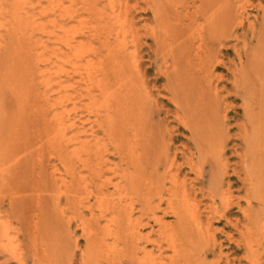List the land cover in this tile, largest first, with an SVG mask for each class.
I'll return each mask as SVG.
<instances>
[{
  "label": "rangeland",
  "instance_id": "374dc122",
  "mask_svg": "<svg viewBox=\"0 0 264 264\" xmlns=\"http://www.w3.org/2000/svg\"><path fill=\"white\" fill-rule=\"evenodd\" d=\"M95 1L0 0V264H40V261L41 264H94L95 256L98 262L110 264L105 262L107 252L113 251L118 243L109 235L106 224L108 217L112 216V208L126 205V201L134 207L137 220L127 232L136 237L132 245L145 249L150 263L183 264L181 259L174 257L161 227L165 223L175 224L169 205L171 202L185 204L184 196L187 197L186 204L200 212V231L194 227L190 232L195 242L190 264H264V204L254 199L247 171V139L251 126L243 104L246 95L244 79L264 41V0ZM219 2L223 3L222 6ZM94 4L98 10L103 9L104 21L117 17L124 27V40L133 63L131 75L136 82L144 115L145 157L149 166L146 177L151 184L130 199L123 192L122 171L126 162L102 126L101 104L95 99L96 95L99 100L98 90L90 87L88 91L89 82L73 69L72 52L67 46L72 40L85 42L91 51L89 55L105 56L103 39L95 37L96 19L89 12ZM215 7L220 11L225 9L235 19L222 28L210 26L208 19L213 16L210 11ZM62 27L66 33L61 32ZM212 76L216 77L212 79ZM179 86L187 88L192 97L193 105L189 111L181 105L182 93L179 97L176 93ZM69 96L73 98L71 102H67ZM249 99L255 102L254 97ZM63 101L67 110L75 109L67 116L66 125L75 118L82 123L77 122L67 131L68 138L78 133L81 141H86L92 148L91 171L77 161L72 144L60 159L62 145L52 139L51 120L65 110L60 105ZM192 115L200 120L203 116L214 117L220 132L216 146L218 156L207 154L193 124L188 126L185 123L186 118H193ZM191 153L194 154L192 157ZM68 170L74 171V175ZM102 194L113 200L109 198L112 208L98 202L97 197ZM121 215L124 216L123 210H120L119 218ZM86 231L95 236L87 239ZM119 246L123 247L121 243ZM140 254L144 256V252ZM140 254L139 259H142ZM121 264L131 262L125 258Z\"/></svg>",
  "mask_w": 264,
  "mask_h": 264
},
{
  "label": "bare ground",
  "instance_id": "6f19581e",
  "mask_svg": "<svg viewBox=\"0 0 264 264\" xmlns=\"http://www.w3.org/2000/svg\"><path fill=\"white\" fill-rule=\"evenodd\" d=\"M91 1V0H90ZM95 1V0H94ZM99 1V0H98ZM97 0L95 2H98ZM121 1V0H120ZM153 1V0H152ZM162 1V0H161ZM218 1V0H217ZM238 1V0H237ZM155 2V1H154ZM153 2V3H154ZM213 3L214 1H210ZM209 2V3H210ZM224 2V1H223ZM244 2V1H243ZM75 3V2H73ZM72 3V4H73ZM88 3V2H87ZM102 3V2H101ZM111 3V2H110ZM110 3L109 6L110 7ZM127 3V2H126ZM146 3V2H145ZM157 3V2H156ZM164 3H166L164 1ZM215 3V2H214ZM220 3V2H219ZM148 4V3H147ZM221 4V3H220ZM219 4V6H220ZM223 4V3H222ZM221 4V6H222ZM63 5V4H62ZM118 5V4H117ZM129 5V4H128ZM149 5V4H148ZM169 5V4H168ZM218 5V4H216ZM215 5V6H216ZM242 5V4H241ZM240 5V6H241ZM59 6V5H58ZM106 6V5H105ZM161 6V4L159 5ZM64 7V6H63ZM62 7V8H63ZM79 7V6H78ZM89 7V6H86ZM98 6L95 4L89 8L90 15L96 19V36L98 39H103V45L106 51V54L104 57H97V55H89L91 53L90 49L85 45L84 43H77L75 40L69 41L67 46L72 52L71 57V64L73 69L76 72H79L84 79L88 80V91H90V87H96L98 90L99 100L97 99L95 95L96 102H99L101 111L99 113V116L102 120V126L104 128V131L110 137L116 146V149L118 151L119 156L126 162V168L122 171V182H123V192L127 198H131L133 195H139L141 192V188L145 187L147 188L151 183L150 181H147L146 173L147 170H149V166L147 163V158L145 157V136H146V127L144 123V115L143 110L140 106V97L137 93V87L136 82L134 81L133 76L131 75V72L133 70V63L130 62V58L128 55L127 50V44L125 42V33L123 28L121 27L119 20L117 17H112V19H108L109 21H104V14L102 13L103 9L100 11L97 9ZM103 7V6H102ZM114 7V6H113ZM150 7V5H149ZM148 7V8H149ZM155 7V6H154ZM218 7V6H217ZM58 8V7H57ZM56 8V10H58ZM66 8V7H65ZM64 8V9H65ZM69 8V7H68ZM152 8V7H151ZM47 9V8H44ZM50 9V8H49ZM71 9V8H70ZM132 9V8H131ZM170 9V8H168ZM172 9V8H171ZM238 9V8H237ZM243 9V8H242ZM220 9L213 8L211 9L210 13L213 16H210L208 19V22L210 23V26H218V27H224L230 23V21L234 20L231 17L230 12H225L224 10L217 13V11ZM63 11V10H62ZM76 11V10H75ZM106 11V10H105ZM119 11V10H118ZM188 11V10H187ZM239 11V10H238ZM242 11V10H241ZM47 12V11H46ZM59 12V10H58ZM64 12V11H63ZM69 12V11H68ZM109 12V10L107 11ZM113 12V11H112ZM48 13V12H47ZM61 13V12H59ZM73 13V12H72ZM76 13V12H75ZM74 13V15H75ZM79 13V11H78ZM105 13V12H104ZM178 13V12H177ZM209 13V12H208ZM213 13V14H212ZM54 14V13H53ZM63 14V13H62ZM196 14V13H195ZM234 14V13H233ZM236 14V12H235ZM46 15V14H44ZM60 15V14H59ZM106 15V14H105ZM125 15V14H124ZM216 15V16H215ZM237 15V14H236ZM239 15V14H238ZM234 16V15H233ZM73 17V16H72ZM90 17V18H92ZM119 17V13H118ZM195 17V16H194ZM208 17V16H207ZM237 17V16H236ZM89 18V19H90ZM103 18V19H102ZM108 18V17H107ZM160 18V17H159ZM62 19V18H60ZM157 19V18H156ZM63 20V19H62ZM81 20V19H80ZM87 20V19H86ZM123 20V19H122ZM126 20V19H125ZM124 20V22H125ZM183 20V19H182ZM84 21V19H83ZM82 21V22H83ZM135 21V20H134ZM180 21V20H177ZM239 21V20H238ZM248 21V20H247ZM87 22V21H86ZM85 22V23H86ZM95 22V21H94ZM127 22V21H126ZM125 22V23H126ZM240 22V21H239ZM242 22V21H241ZM249 22V21H248ZM79 24V22H77ZM83 23V24H85ZM89 23V22H88ZM87 23V24H88ZM195 23V22H194ZM233 24V23H231ZM264 24V23H263ZM33 25H35V20L33 21ZM236 25V24H235ZM244 25V24H243ZM242 25V26H243ZM254 25V24H253ZM189 26V25H188ZM209 26V27H210ZM247 26V25H246ZM80 27V26H79ZM83 27V26H82ZM81 27V28H82ZM89 27V26H88ZM207 27V26H206ZM85 28V27H83ZM92 28V27H91ZM90 28V29H91ZM128 28V27H126ZM221 28H218V31H220ZM252 28V27H251ZM88 29V28H86ZM130 29V28H129ZM136 29V28H135ZM134 29V30H135ZM61 32L66 33V29L62 27ZM194 29H192L193 32ZM196 30V29H195ZM207 30V29H206ZM214 30V29H212ZM85 31V30H84ZM87 31V30H86ZM150 32V31H149ZM204 32V31H203ZM232 32V31H231ZM84 33V32H83ZM133 33V32H131ZM195 33V32H194ZM207 33V32H205ZM237 33V32H236ZM211 34V33H210ZM215 34V33H214ZM213 34V35H214ZM80 35V34H79ZM84 35V34H83ZM136 35V34H135ZM205 35V34H204ZM207 35V34H206ZM209 35V33H208ZM225 35L222 34V36ZM228 35V34H227ZM233 35V34H232ZM63 34L61 35V37ZM91 36V35H90ZM94 36V35H92ZM134 36V35H133ZM189 36V35H188ZM237 36V35H236ZM65 37V36H64ZM94 37V38H95ZM205 37V36H204ZM209 37H207L208 39ZM218 38V37H216ZM221 38V37H219ZM235 38V37H234ZM237 38V37H236ZM263 38V37H262ZM62 39V38H61ZM70 39V38H68ZM80 40V38H78ZM205 39V38H204ZM206 39V40H207ZM210 39V38H209ZM215 39V38H213ZM60 40V39H58ZM64 40V38H63ZM83 40V39H81ZM113 40V42H112ZM199 40V39H198ZM90 41V40H89ZM96 41V40H95ZM212 41V39L210 40ZM60 42V41H59ZM153 42V41H152ZM206 42V41H205ZM220 42V40H219ZM232 42V41H230ZM260 42V41H259ZM91 43V42H88ZM227 43V42H226ZM87 44V43H86ZM62 45V44H61ZM88 45V44H87ZM211 45V44H210ZM260 45V44H259ZM94 46V45H93ZM204 46V45H203ZM206 46V45H205ZM235 46V45H233ZM133 47V46H132ZM88 48V49H87ZM100 48V47H95ZM136 48V47H135ZM203 48V47H202ZM209 48V47H208ZM244 48V47H243ZM246 48V47H245ZM260 51H258L252 60L251 64V70L247 74L246 78L244 79V88H245V103L243 101V104L245 105V110L249 119V123L251 126V133L249 135V138L247 139V146H248V155H247V171L250 178V183L253 189V196L256 201H258L260 204H264V41L260 46ZM133 49V48H132ZM194 49V48H193ZM207 49V48H206ZM232 49H234L232 47ZM257 49V48H256ZM62 50V49H60ZM104 50V49H103ZM210 50V49H209ZM212 50V49H211ZM248 50V49H247ZM258 50V49H257ZM256 50V51H257ZM59 51V50H58ZM134 51V50H133ZM192 51V50H191ZM218 51V50H217ZM234 51V50H233ZM254 51V50H253ZM255 51V52H256ZM8 52V51H7ZM131 52V51H129ZM139 52V51H138ZM213 52V51H212ZM59 53V52H58ZM102 53V52H101ZM105 53V52H104ZM191 53V52H190ZM201 53V52H200ZM215 53V52H214ZM235 53V51H234ZM245 53V52H244ZM248 53V52H247ZM137 54V53H136ZM209 54V53H208ZM102 55V54H101ZM200 55V54H199ZM210 55V54H209ZM251 55V54H250ZM41 56V55H40ZM45 56V55H44ZM191 56V54L189 55ZM202 56V55H201ZM206 57V56H205ZM211 57V56H210ZM245 57V56H244ZM209 58V56H208ZM194 59V58H192ZM196 59V58H195ZM212 59V58H209ZM242 59V58H241ZM240 59V60H241ZM244 59V58H243ZM137 60V59H136ZM204 60V59H203ZM208 60V59H207ZM62 61V59H61ZM6 62V61H5ZM64 62V61H63ZM62 62V63H63ZM240 62V61H239ZM65 63V62H64ZM67 63V62H66ZM220 63V62H218ZM212 64V63H211ZM217 64V60H216ZM239 64V63H238ZM209 65V64H208ZM214 65V63H213ZM218 65V64H217ZM67 66V65H66ZM238 66V65H237ZM171 68V67H170ZM213 68V67H212ZM217 69V68H216ZM234 69V68H233ZM65 70V68H64ZM205 70V69H204ZM6 71V70H5ZM145 71V70H144ZM234 71V70H233ZM67 72V69H66ZM213 72V71H212ZM232 72V71H231ZM235 72V71H234ZM232 72V73H234ZM193 73V72H192ZM196 73V71H195ZM200 73V72H199ZM208 74V72H206ZM211 73V72H210ZM231 73V74H232ZM8 74V72H7ZM6 74V75H7ZM12 75V74H11ZM140 75V74H139ZM194 75V74H193ZM210 75V74H209ZM208 75V76H209ZM239 75V74H238ZM16 76V75H15ZM207 76V75H206ZM205 76V77H206ZM235 76V75H234ZM9 77V75H8ZM213 77L216 76H212ZM10 78V77H9ZM8 78V79H9ZM16 78V77H15ZM12 79V78H11ZM10 79V80H11ZM210 79V77H209ZM9 80V81H10ZM14 80V77H13ZM12 80V81H13ZM17 80V79H16ZM79 80V79H78ZM217 80V79H216ZM228 80V79H227ZM8 81L5 77V82ZM142 81V80H141ZM146 81V80H145ZM233 81V80H232ZM15 82V80H14ZM12 82V83H14ZM201 82V81H200ZM198 82V84L200 83ZM10 83V82H9ZM6 83V84H9ZM147 83V82H146ZM83 84V83H82ZM16 85V84H15ZM18 87V86H15ZM144 87V86H143ZM149 87V86H148ZM212 87V86H211ZM180 89H176V93H182L183 99L182 104L183 108L186 111H189V109L192 107L193 102L191 101L192 97H190V93L188 89L183 88L182 86H179ZM94 89V88H93ZM148 91V90H147ZM208 91V90H207ZM9 92V90H8ZM168 93V92H167ZM212 94V93H211ZM146 96V95H145ZM165 96V95H164ZM218 96V95H217ZM203 97V96H202ZM254 97L255 102H252L249 98ZM67 102H71L73 99L72 96L67 97ZM80 98V97H79ZM78 98V99H79ZM76 99V100H78ZM86 99V98H85ZM168 100V98H167ZM205 100V99H204ZM225 100V99H224ZM149 101V100H148ZM157 101V100H156ZM169 101V100H168ZM167 101V102H168ZM77 102V101H76ZM65 101L60 103L62 105L63 112L61 114H58L53 117L51 120L52 122V129L54 130L52 138L53 140L59 142L62 145L61 151H60V159L62 160L66 152L69 150L71 144L75 146V149L73 151V155H76L77 161L82 164L85 169L91 171V161L93 151L91 150V146L89 143H85L81 141L80 134H75L73 137L68 138L67 131L70 128L75 127L77 122H80L75 118V120L70 123V125H66V118L69 117L70 114L75 110L72 111L67 110L64 105ZM82 103V102H81ZM79 104V103H78ZM87 104V103H86ZM57 105V104H56ZM64 105V106H63ZM75 105V103H74ZM73 105V106H74ZM77 106V105H76ZM174 106V105H173ZM217 106V105H216ZM78 107V106H77ZM176 107V106H175ZM244 107V106H243ZM80 108V107H79ZM219 108V107H218ZM82 109V108H81ZM205 109V108H204ZM179 110V109H178ZM220 111V110H219ZM225 111V109H224ZM42 114V113H41ZM182 114V113H181ZM223 114V113H222ZM207 115V114H205ZM174 116V115H173ZM193 116V115H192ZM224 116V115H222ZM226 116V115H225ZM246 116V115H245ZM205 118V119H204ZM226 118V117H225ZM44 119V118H43ZM89 119V118H88ZM177 119V118H176ZM196 119V122H195ZM224 119V117H223ZM222 119V120H223ZM85 120V119H84ZM90 120V119H89ZM178 120V119H177ZM243 121V120H242ZM85 121L84 123H86ZM83 123V124H84ZM90 123V122H89ZM88 123V124H89ZM177 123V122H176ZM185 123L189 126L192 125L193 129L195 130L196 135L199 137L201 143L204 145L207 154H210L212 156H218L219 150L217 149V142H218V129L216 127V122L214 117H204L203 120L198 119L197 117L191 119L186 118ZM82 123L80 122V125ZM202 124V125H201ZM205 124V125H204ZM90 125V124H89ZM88 125V127H89ZM225 125V124H224ZM240 125V124H239ZM244 125V123H243ZM87 126V125H86ZM91 126V125H90ZM165 127V126H164ZM163 127V128H164ZM240 127V126H239ZM83 128V127H82ZM166 128V127H165ZM171 128V126H170ZM228 128V127H227ZM91 129V128H89ZM94 130V129H93ZM247 130V129H246ZM88 131V130H87ZM167 131V130H166ZM230 131V130H229ZM84 132V131H83ZM91 133V132H90ZM92 134V133H91ZM242 134V133H241ZM84 135V134H83ZM93 135V134H92ZM168 135V134H167ZM170 135V134H169ZM91 136V135H90ZM97 136V135H96ZM168 137V136H167ZM90 138V137H89ZM98 138V137H97ZM170 138V136H169ZM94 140V139H93ZM89 141V140H88ZM225 141V140H224ZM94 144V143H91ZM173 144V143H172ZM151 145V144H150ZM174 146V145H173ZM95 147V146H94ZM149 148V147H148ZM183 148V147H182ZM189 149V148H188ZM54 150V149H53ZM148 150V149H147ZM223 150V148L221 149ZM220 150V152H221ZM51 151V150H50ZM95 151V150H94ZM97 151V150H96ZM151 151V150H150ZM185 151V150H183ZM187 151V150H186ZM71 152V151H70ZM69 152V153H70ZM181 152V151H179ZM191 152V151H190ZM224 152V151H223ZM178 153V151H177ZM186 154V153H185ZM191 153V157H192ZM2 154H0L1 156ZM71 155V153H70ZM194 155V154H193ZM5 156V155H4ZM97 156V155H96ZM95 156V157H96ZM109 156V154H108ZM178 156V155H177ZM184 156V155H183ZM197 156V155H196ZM153 157V156H152ZM181 157V156H179ZM244 157V156H243ZM50 159V158H49ZM69 159V157H68ZM72 159V158H70ZM94 159V157H93ZM174 159V158H172ZM194 159V158H193ZM11 160V159H10ZM179 160V159H178ZM185 160V158H184ZM187 160V158H186ZM191 160V159H190ZM195 160V159H194ZM243 160V159H242ZM109 161V160H107ZM123 161V162H124ZM189 161V160H188ZM244 161V160H243ZM173 162V161H172ZM172 162H170L172 164ZM181 162V161H180ZM61 163V162H60ZM73 163V162H72ZM117 163V162H116ZM182 163V162H181ZM79 164V163H78ZM190 165V163H188ZM93 165V164H92ZM182 165V164H181ZM185 165V164H184ZM69 166V165H68ZM67 166V167H68ZM175 166V165H174ZM193 166V165H192ZM197 166V165H196ZM240 166V165H239ZM115 167V166H114ZM55 168V167H54ZM70 168V167H69ZM81 168V167H80ZM104 168V167H103ZM190 168V166H189ZM188 168V169H189ZM193 168V167H192ZM244 168V167H242ZM157 169V165H156ZM174 169V168H173ZM108 170V168H107ZM110 170V169H109ZM191 170V168H190ZM169 171V170H168ZM198 172V169L196 170ZM3 172V170H2ZM1 172V173H2ZM70 175H74V171L68 170ZM98 172V171H97ZM174 172V171H173ZM178 172V171H177ZM92 173V172H91ZM95 173V172H94ZM170 173V172H169ZM241 173V172H240ZM66 174V173H65ZM85 175H87L85 173ZM92 175V174H91ZM178 175V174H177ZM78 176V175H77ZM110 176V175H108ZM114 176V175H113ZM184 176V175H183ZM182 176V177H183ZM243 176V175H242ZM245 176V175H244ZM62 177V176H61ZM60 177V178H61ZM81 177V176H80ZM104 177V176H103ZM173 177V176H172ZM176 177V176H175ZM239 177V176H238ZM179 178V177H178ZM65 180V178H63ZM107 179V178H106ZM223 179V178H222ZM110 180V179H109ZM173 180V179H172ZM244 180V179H243ZM87 181V180H86ZM97 181V180H96ZM106 181V180H105ZM174 181V180H173ZM117 182V181H116ZM171 182V181H170ZM179 182V181H178ZM59 183V181H58ZM61 183V182H60ZM107 183V182H106ZM111 183V182H110ZM109 183V184H110ZM176 183V182H174ZM113 184V183H112ZM178 184V183H177ZM183 183H180V185ZM190 184V183H188ZM243 184V183H242ZM117 185V184H116ZM179 185V186H180ZM184 185V184H183ZM221 185V184H220ZM224 185V184H223ZM227 185V183H226ZM95 186V185H93ZM111 186V185H110ZM109 186V187H110ZM114 186V185H113ZM244 186V185H243ZM102 187V186H101ZM108 187V186H107ZM194 187V186H193ZM198 187V186H197ZM218 187V185H217ZM220 187V186H219ZM74 188V187H73ZM77 188V187H76ZM95 188V187H94ZM116 188V187H115ZM167 188V187H166ZM201 188V187H200ZM199 188V189H200ZM65 189V186H64ZM67 189V188H66ZM72 189V187H71ZM107 189V188H106ZM117 189V188H116ZM179 189V188H178ZM185 190V187H183ZM182 189V190H183ZM191 189V188H190ZM211 189V188H210ZM226 189V188H225ZM68 190V189H67ZM95 190V189H94ZM93 190V191H94ZM201 190V189H200ZM205 190V189H204ZM62 191V190H61ZM101 191V190H100ZM186 191V190H185ZM194 191V190H193ZM197 191V190H196ZM194 191V192H196ZM199 191V190H198ZM210 191V190H209ZM63 192V191H62ZM72 192V191H71ZM102 192V191H101ZM106 192V191H105ZM187 192V191H186ZM60 193V192H59ZM73 193V192H72ZM81 193V192H80ZM97 193V192H96ZM100 193V192H99ZM110 193V192H109ZM108 193V194H109ZM112 193V191H111ZM114 193V192H113ZM188 193V192H187ZM61 194V193H60ZM63 194V193H62ZM69 194V193H68ZM74 194V193H73ZM107 194V193H106ZM184 194V193H183ZM114 195V194H113ZM117 195V193H116ZM182 195V194H181ZM196 195V194H195ZM85 196V195H84ZM94 196H96L94 194ZM111 196V195H110ZM207 196V195H205ZM64 197V196H63ZM88 197V196H87ZM117 197V196H116ZM115 197V199H116ZM146 197V196H145ZM180 197V196H179ZM185 197V204L183 203H170L169 210L172 211L173 217L175 218V224H168L162 225V231L163 234L166 235V241L168 242V245L170 249L174 253L175 258H179L182 260L183 264H190L193 258V251L195 248V242L193 235L190 234L191 228H197L198 231H200V217L198 210L191 205H187V197ZM195 197V196H194ZM73 198V197H72ZM79 198V197H78ZM90 198V197H89ZM110 198V197H109ZM107 196H100L97 197V200L100 204L111 207V200ZM120 198V197H119ZM129 198V199H130ZM155 198V197H154ZM40 199V198H39ZM174 199V198H173ZM189 199V198H188ZM192 199V198H191ZM211 199V198H210ZM57 200V199H56ZM66 200V199H65ZM69 200V198H68ZM75 200V199H74ZM87 200V199H86ZM96 200V199H95ZM117 200V199H116ZM126 200V199H124ZM159 200V199H158ZM178 200V199H177ZM193 200V199H192ZM83 201V200H82ZM81 201V202H82ZM88 201V200H87ZM113 201V200H112ZM182 201V199H181ZM252 201V200H251ZM78 202V201H77ZM97 202V201H96ZM119 202V200H118ZM190 202V201H189ZM188 202V203H189ZM201 202V201H200ZM72 203V201H71ZM70 203V204H71ZM74 203V202H73ZM94 203V202H93ZM122 203V202H121ZM126 205H116L112 208L111 211V217L107 216L109 218L108 225L106 224V229L109 231V235L113 237L118 245L112 249L113 251L108 250L107 252V258L105 262H110V264H121L122 260L126 258V260L130 261L131 264H153L150 263L152 261L148 260V254L145 252V249L141 250L140 246H134L132 243L134 242L133 237L128 234V229L130 231V227L134 226L137 222V220L134 218V207L131 206L130 203L127 201ZM197 203V202H196ZM79 204V202H78ZM83 204V203H82ZM90 204V203H89ZM141 204V203H139ZM138 204V205H139ZM192 204V203H191ZM200 204V203H198ZM247 204V203H246ZM38 205V204H37ZM41 205V204H40ZM85 205V204H84ZM88 205V204H87ZM92 205V203H91ZM105 205V206H106ZM114 205V204H113ZM136 205V204H135ZM51 206V205H50ZM79 206V205H77ZM86 206V205H85ZM90 206V205H88ZM94 206V205H93ZM100 206V205H99ZM104 206V207H105ZM76 207V206H75ZM210 207V205H209ZM43 208V207H42ZM83 208V206H82ZM123 210L124 216L119 218V212L120 210ZM168 208V206H167ZM203 208V206H202ZM44 209V208H43ZM51 209V208H50ZM71 209V208H70ZM96 209V208H95ZM105 208H103L104 210ZM208 209V208H207ZM242 209V208H241ZM244 209V208H243ZM67 210V209H66ZM75 210V209H74ZM78 211V208L76 209ZM86 210H88V207H86ZM100 210V209H98ZM215 210V209H213ZM45 211V210H44ZM61 211V210H60ZM76 211V212H77ZM80 211V210H79ZM78 211V212H79ZM90 211V210H89ZM107 211V210H106ZM136 211V210H135ZM200 211V210H199ZM216 211V210H215ZM245 211V210H244ZM63 212V211H62ZM69 212V211H68ZM95 212V211H94ZM99 212V211H98ZM41 213V212H40ZM44 213V212H43ZM65 213V212H64ZM80 213V212H79ZM89 213V212H88ZM63 214V213H62ZM75 214V213H74ZM78 214V213H77ZM83 214V213H82ZM100 214V213H99ZM98 214V215H99ZM102 214V213H101ZM100 214V215H101ZM41 216V215H40ZM39 216V217H40ZM66 216V215H65ZM68 216V215H67ZM74 216V215H73ZM79 216V215H77ZM76 216V217H77ZM83 216V215H82ZM91 216V214H90ZM139 216V215H138ZM141 216V215H140ZM245 216V215H244ZM75 217V216H74ZM85 218V216H83ZM92 217V216H91ZM96 217V215H95ZM104 217V216H103ZM63 218V217H62ZM70 218V217H69ZM73 218V217H72ZM90 218V217H89ZM97 218V217H96ZM105 218V217H104ZM162 218V216H161ZM51 219V217H50ZM60 219V218H59ZM67 219V218H66ZM91 219V218H90ZM146 219V218H145ZM44 220V219H42ZM41 220V221H42ZM70 220V219H69ZM89 220V219H88ZM99 220V219H98ZM97 220V221H98ZM254 220V219H252ZM40 221V220H39ZM80 221V220H79ZM82 221V219H81ZM86 221V219H85ZM158 222V220H156ZM210 221V220H209ZM247 221V220H246ZM43 222V221H42ZM66 222V220H65ZM167 222V221H166ZM38 223V222H36ZM67 223V222H66ZM89 222H87L88 224ZM92 223V222H90ZM100 223V222H99ZM98 223V224H99ZM102 223V222H101ZM146 223V222H145ZM143 223V224H145ZM161 223V224H162ZM251 223V221H250ZM74 224V223H73ZM82 224V223H81ZM94 223H92L93 225ZM105 224V223H102ZM35 225V224H34ZM65 225V224H64ZM78 225V224H77ZM91 225V224H90ZM207 225V224H205ZM252 225V224H251ZM82 226V225H81ZM249 225H247L248 227ZM83 227L84 224H83ZM206 227V226H205ZM48 228V225L47 227ZM91 228V227H90ZM101 228V227H100ZM146 228V227H145ZM249 228V227H248ZM247 228V229H248ZM35 229V228H34ZM68 229V228H67ZM86 229V227H85ZM105 229V230H106ZM140 229V228H139ZM246 229V230H247ZM37 230V229H36ZM83 230V229H82ZM87 230V229H86ZM92 230V229H91ZM202 230V229H201ZM103 231V230H101ZM203 231V230H202ZM38 234L39 231L37 230ZM42 232V230L40 231ZM87 232V231H86ZM128 232V233H127ZM248 232L250 233V230L248 229ZM82 233V232H81ZM88 237L87 239L91 240L95 234L93 232H87ZM150 233V232H149ZM151 234V233H150ZM149 234V235H150ZM2 235V233H1ZM41 235V234H40ZM43 235V234H42ZM86 235V234H85ZM104 235V234H103ZM138 235V233H136ZM157 235V234H156ZM84 236V235H83ZM108 236V235H107ZM148 236V235H147ZM204 236V235H203ZM202 236V237H203ZM242 236V235H241ZM44 237V236H42ZM110 237V238H111ZM162 237V236H161ZM84 238V237H83ZM104 238V237H103ZM248 238V236H247ZM246 238V239H247ZM37 239V238H36ZM46 238L44 237V240ZM245 239V240H246ZM35 240V239H34ZM47 240V239H46ZM243 240V241H245ZM249 240V239H248ZM40 241V240H39ZM104 241V239H103ZM156 241V240H155ZM37 242V241H36ZM43 242V241H42ZM47 242V241H46ZM112 242V241H111ZM152 242V240H151ZM164 242V241H163ZM246 242V241H245ZM35 243V242H34ZM39 243V242H37ZM53 243V242H52ZM86 243V242H85ZM99 243V242H98ZM122 244L123 247L121 248L119 244ZM36 244V243H35ZM33 244V246L35 245ZM43 244V243H42ZM49 244V243H48ZM47 244V245H48ZM101 245V243H99ZM142 244V243H141ZM161 244V243H160ZM249 244V243H248ZM8 245V244H7ZM37 245V244H36ZM41 245V244H40ZM97 245V244H95ZM111 245V244H110ZM109 245V246H110ZM150 245V244H149ZM154 245V244H153ZM1 246V245H0ZM51 246V243H50ZM49 246V248H50ZM78 246V245H77ZM2 247V246H1ZM35 247V246H34ZM48 247V246H47ZM100 247V246H99ZM36 248V247H35ZM108 248V247H107ZM106 248V249H107ZM112 248V247H111ZM143 248V247H142ZM164 248V247H163ZM16 249V248H15ZM41 249H43L41 247ZM48 249V248H47ZM53 251V248H51ZM50 249V250H51ZM85 249V248H84ZM89 249V247L87 248ZM104 249V248H103ZM152 249V248H151ZM86 250V249H85ZM37 251V250H36ZM102 251V249H101ZM104 251V250H103ZM152 251V250H151ZM38 252V251H37ZM36 252V253H37ZM90 252V251H89ZM96 252V251H95ZM100 252V251H99ZM144 252V256L140 253ZM160 252V250H159ZM158 252V253H159ZM20 253V252H18ZM35 253V254H36ZM81 253V252H80ZM88 254V252H86ZM101 253V252H100ZM104 253V252H102ZM151 253V252H150ZM162 253V251H161ZM220 253V252H219ZM41 254V253H40ZM42 254H44L42 252ZM85 254V255H87ZM91 255V253H89ZM88 254V255H89ZM97 254V253H96ZM95 254V255H96ZM140 256H143L142 259H139ZM17 255V253H16ZM38 255V254H37ZM73 255V254H72ZM82 255V254H81ZM84 255V256H85ZM44 256V255H43ZM52 256V255H51ZM93 256V255H91ZM99 256V255H98ZM54 258V256H52ZM103 257V256H102ZM159 257V256H158ZM220 257V256H219ZM17 258V257H16ZM43 258V257H42ZM89 258V257H88ZM93 258V257H92ZM94 264H102L100 261L96 260V256ZM101 258V255H100ZM150 258V257H149ZM157 258V256H156ZM167 258V257H166ZM19 259V255H18ZM36 259H38L36 257ZM91 259V258H90ZM98 259V258H97ZM104 259V258H103ZM102 259V260H103ZM165 259V258H164ZM54 260V259H53ZM84 261V259H82ZM96 260V261H95ZM180 260V261H181ZM40 261V258H39ZM57 261V260H56ZM82 261V262H83ZM86 261V260H85ZM84 261V262H85ZM90 261V260H89ZM92 261V260H91ZM104 261V260H103ZM171 261V260H170ZM168 261V263L170 262ZM45 262V261H43ZM88 262V260H87ZM102 262V261H101ZM139 262V263H138ZM93 263V262H89ZM166 263V262H165ZM171 263V262H170ZM39 264V263H38ZM41 264V261H40ZM43 264V263H42ZM56 264V263H55ZM78 264V263H77ZM86 264V263H85ZM104 264V262H103ZM107 264V263H106ZM161 264V263H159Z\"/></svg>",
  "mask_w": 264,
  "mask_h": 264
}]
</instances>
